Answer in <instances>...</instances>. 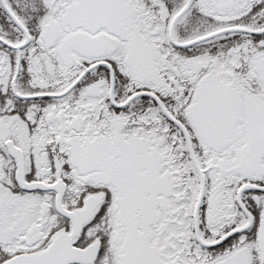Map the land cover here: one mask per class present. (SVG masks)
<instances>
[{"label":"snow or ice","instance_id":"1","mask_svg":"<svg viewBox=\"0 0 264 264\" xmlns=\"http://www.w3.org/2000/svg\"><path fill=\"white\" fill-rule=\"evenodd\" d=\"M0 264H264V0H0Z\"/></svg>","mask_w":264,"mask_h":264}]
</instances>
